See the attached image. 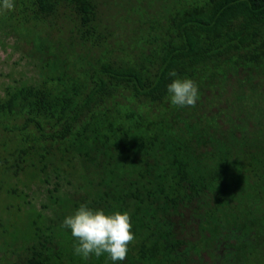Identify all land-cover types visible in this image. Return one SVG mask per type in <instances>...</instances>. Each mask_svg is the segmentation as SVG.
I'll list each match as a JSON object with an SVG mask.
<instances>
[{"label":"trees","instance_id":"1","mask_svg":"<svg viewBox=\"0 0 264 264\" xmlns=\"http://www.w3.org/2000/svg\"><path fill=\"white\" fill-rule=\"evenodd\" d=\"M18 1L35 22L71 19L89 49L83 78L32 47L27 55L36 58L33 74L0 87V116L17 120H1L0 125L22 136L5 148L4 174H29L30 180L37 178L46 186L39 200L27 199V193L15 187L7 189L19 200L5 207L13 208L17 217L22 211L23 218L6 227L0 222L13 243H0V264H188L196 245L182 235V218L186 208L190 221L205 223L212 215L218 217L220 208H209L212 179L237 192L230 212L264 211V126L246 116L249 101L264 108V0H204L184 6L169 19L160 44L148 40L130 53L114 45L110 24L100 19L98 0ZM235 56L254 68L237 83L227 78L226 85L231 92L242 88L248 97H236L235 117L228 126H212V132L203 135L199 142L209 147L198 161L157 143L146 153L138 152L132 143L102 129L100 113L115 94L160 103L177 78L169 75L171 71L193 80L200 71L225 65ZM198 162L214 175L195 174ZM82 203L129 213L135 239L125 260L75 254L77 241L63 221ZM260 219L257 226L264 218ZM248 228L219 235L217 246L228 248L231 233L246 235Z\"/></svg>","mask_w":264,"mask_h":264},{"label":"rangeland","instance_id":"2","mask_svg":"<svg viewBox=\"0 0 264 264\" xmlns=\"http://www.w3.org/2000/svg\"><path fill=\"white\" fill-rule=\"evenodd\" d=\"M202 1L204 0H98V10L100 19L110 24L114 45L120 52L128 50L130 53L133 46L144 47L148 40L154 45L160 44L166 35L171 16L184 6ZM14 4L13 10H0V87L15 84L33 74L36 58L27 55L32 47L44 51L47 56L57 60V65L73 73L77 72L83 78L84 67L87 66L85 53L89 48L74 30L71 19L61 17L47 23L35 22L26 14L28 10L22 2L17 0ZM96 51L99 52L95 49ZM253 68L254 65L245 61L242 56H235L225 65L200 71L196 79H193L198 86L195 107L173 106L170 94L160 103L140 102L134 100L129 93L115 94L108 107L100 113L105 122L102 129L106 128L110 137L115 136L132 143V147L138 152L146 153L152 143H157V146L163 144L170 153L186 154L188 158L198 161L199 156L206 154L202 151L209 147L200 144L203 135L207 136L212 126H228L230 117H235L233 109L238 105L235 103L236 97L238 100L248 97L242 88L241 91L231 92L226 85L227 78L230 82L237 83L238 79L252 72ZM231 69L232 72H229ZM233 73L238 76L230 78ZM230 105L234 106L229 107ZM246 116L248 121L255 120L260 126H264V108H259L255 101L246 104ZM1 120L17 121L15 116L4 114L0 116ZM125 132L128 134L127 138ZM29 134L38 139L34 131ZM21 138L17 132L8 131L4 125H0V222L3 227L9 222H20L23 218L22 211L17 217L13 208L5 207L4 203L19 200L18 197L9 195L8 188L15 187L19 191H25L27 199L32 200L44 198L46 193V186L39 184L37 178L30 180L29 174H20L19 178H8L4 174L2 160L7 155L5 148H12ZM200 173L211 177L214 175L209 169H202L198 162L195 174ZM209 189V208L219 207L221 212L216 211L218 217L214 218L212 215L205 223L190 221V209L186 208L182 218V235L192 245H196L189 253L188 264H264V219L257 226L260 217L264 218V211L230 212L228 207L235 205L232 195L236 196L237 192L215 183V179H212ZM246 225L249 226L246 235L238 230L241 234L231 233L228 248L217 246L219 235L234 228H245ZM3 227L0 225V243L8 241L13 245L11 236L2 231ZM222 250L225 251L223 255L219 254ZM225 255L227 258L223 259Z\"/></svg>","mask_w":264,"mask_h":264},{"label":"clouds","instance_id":"3","mask_svg":"<svg viewBox=\"0 0 264 264\" xmlns=\"http://www.w3.org/2000/svg\"><path fill=\"white\" fill-rule=\"evenodd\" d=\"M15 8L14 0H2L0 10ZM170 76L177 77L168 85L169 98L173 106L195 107L198 99V86L190 78H179L175 70ZM63 226L71 230L77 243L73 245L76 255L87 259L92 255L107 254L112 261L126 259L129 245L134 241L131 218L128 212L115 210L106 212L82 203L76 211L68 215Z\"/></svg>","mask_w":264,"mask_h":264}]
</instances>
